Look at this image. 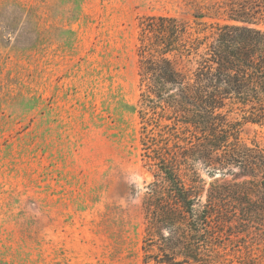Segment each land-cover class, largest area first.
Masks as SVG:
<instances>
[{
    "label": "rangeland",
    "instance_id": "obj_1",
    "mask_svg": "<svg viewBox=\"0 0 264 264\" xmlns=\"http://www.w3.org/2000/svg\"><path fill=\"white\" fill-rule=\"evenodd\" d=\"M227 1L0 0V264H167L143 248L157 167L135 109L140 23L209 31L196 16ZM239 138L264 147V126Z\"/></svg>",
    "mask_w": 264,
    "mask_h": 264
},
{
    "label": "trees",
    "instance_id": "obj_2",
    "mask_svg": "<svg viewBox=\"0 0 264 264\" xmlns=\"http://www.w3.org/2000/svg\"><path fill=\"white\" fill-rule=\"evenodd\" d=\"M214 9L196 16L217 19L209 31L171 16L140 23L135 109L157 167L143 248L158 263L264 257V147L239 138L242 122L264 126V0ZM200 170L219 179L206 188Z\"/></svg>",
    "mask_w": 264,
    "mask_h": 264
}]
</instances>
